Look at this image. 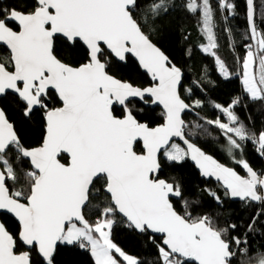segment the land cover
<instances>
[{"label":"snow or ice","instance_id":"1","mask_svg":"<svg viewBox=\"0 0 264 264\" xmlns=\"http://www.w3.org/2000/svg\"><path fill=\"white\" fill-rule=\"evenodd\" d=\"M245 3L246 43L236 57L243 95L215 103V120L193 122L220 131L241 175L194 143L183 118L205 107L196 97L206 77L188 78L152 39L174 11L199 12L201 50L231 78L210 0H0V213L16 221H0V264H70L63 257L77 249L92 264H264V244L250 242L264 235V168L244 158L251 143L264 160V128L237 112L245 98L264 104V0ZM217 4L225 22L236 15L233 0ZM225 32L231 44L227 24ZM140 70L147 86L132 79ZM37 119L41 141L25 146L19 128ZM188 161L222 195L191 187L179 174ZM200 192L217 211H205ZM229 200L253 209L249 218L224 216ZM117 229L153 258L129 254Z\"/></svg>","mask_w":264,"mask_h":264},{"label":"trees","instance_id":"2","mask_svg":"<svg viewBox=\"0 0 264 264\" xmlns=\"http://www.w3.org/2000/svg\"><path fill=\"white\" fill-rule=\"evenodd\" d=\"M181 0H177L180 3ZM236 5V15L229 17L225 22L222 19L221 13L218 10L217 0H210V3L215 11L214 20L216 23V38H217V55H219L227 64L229 70L233 73L231 78L224 79L218 72L214 62V57L204 53L201 50V45L206 43L200 25V13H191L183 8L174 11L170 16H167L161 21L158 27L161 29L158 33L154 34L152 39L158 46L162 47L170 56L174 57V62H178L179 66L184 69L186 76L191 80H197L201 77H206L203 81L204 90L198 93L196 98L202 99L205 107L197 109L194 114H186L184 119L190 131L195 132L196 139L193 140L198 146L204 149L207 153L214 155L221 162L228 166L234 167L238 172L242 173L243 170L236 165L224 151L225 141L221 136L220 131L213 127L204 125L206 132L202 128H195L193 122L204 124L205 119L215 120L220 116V112L213 107L215 103L222 106H228L230 101L237 97L242 96V84L239 80L237 73L240 72V67L237 63L236 57L244 55L243 44L246 41L243 39V34L246 30V3L245 0H233ZM257 7L259 8V0H256ZM226 15V13H225ZM259 23V21H258ZM231 28V41L225 32V26ZM191 50V58L185 52ZM5 54L0 50V55ZM129 71L125 69V72ZM132 79L138 83L147 86L150 82L149 77L144 74L142 70L132 72ZM187 83V81H186ZM245 103L248 104L246 109L238 108V114L244 118L247 114H251L252 121L255 124V129L258 131L264 128V104L259 102L250 103L245 98ZM161 109L155 108L151 115L157 117L154 123H161L160 117ZM223 119V117H221ZM245 123L249 121L245 120ZM19 127V124H18ZM20 135L24 138L25 146L34 147L38 146L43 136V129L41 122L37 119L31 124H25L19 128ZM244 158L257 169L264 168V160L260 159L255 153L253 145L248 143L245 146ZM179 174L184 178L191 187L196 188L198 191L201 188L207 187L212 191H216L222 195L223 189L219 184L213 180L205 182L195 168L189 161L183 169L179 170ZM206 201L205 211L212 213L217 211V206L212 198L207 193L200 192V197ZM253 209L245 208L242 202L229 200L226 202V211L224 216L231 215L237 221H245L251 215ZM1 219L10 228L16 225V221L8 215H2ZM250 237L251 247L259 248L264 244V235L253 234ZM114 240L121 247H123L129 254L138 255L142 260L152 259L151 252L153 250L145 248L142 244H138L136 240L127 232L117 229L114 232ZM64 260L69 261L70 264H92L90 256L82 250H75L71 254L63 257Z\"/></svg>","mask_w":264,"mask_h":264},{"label":"water","instance_id":"3","mask_svg":"<svg viewBox=\"0 0 264 264\" xmlns=\"http://www.w3.org/2000/svg\"><path fill=\"white\" fill-rule=\"evenodd\" d=\"M155 108H156V107H155ZM191 114L197 115L196 112H192ZM185 115H186V114H184V116H185ZM184 116H183V118H184ZM185 122H186V121H185ZM176 142H177V143H181L180 140H179L178 138L176 139ZM199 147H200V146H199ZM203 150H204V149H203ZM204 151H205V150H204ZM205 152H206V151H205ZM206 153H207V152H206ZM207 154L213 156V158L216 159V160H218L220 163H223V162H221L218 158H216L214 155H212V154H210V153H207ZM189 162H190L192 165H194L193 162H191V161H189ZM223 164H225V163H223ZM225 165H226V164H225ZM226 166H228V165H226ZM229 167H231V166H229ZM233 168H234V167H233ZM235 170L237 171L236 168H235ZM197 171H198V170H197ZM237 172H238V171H237ZM238 173L241 174L240 172H238ZM241 175H243V174H241ZM211 180H213L215 183L219 184L218 182L215 181L214 178H212ZM233 201L240 202L239 200H233ZM2 215H4V214L0 213V221H2V219H1V216H2ZM8 216L11 217V218H13V219L15 220V218L12 217L10 214H8Z\"/></svg>","mask_w":264,"mask_h":264},{"label":"rangeland","instance_id":"4","mask_svg":"<svg viewBox=\"0 0 264 264\" xmlns=\"http://www.w3.org/2000/svg\"><path fill=\"white\" fill-rule=\"evenodd\" d=\"M252 70H253V72H254V73H256V71H257V69H256V67H255V66L253 67V69H252ZM239 80H240V82H241V78H240V77H239ZM176 143H177V142H176Z\"/></svg>","mask_w":264,"mask_h":264},{"label":"flooded vegetation","instance_id":"5","mask_svg":"<svg viewBox=\"0 0 264 264\" xmlns=\"http://www.w3.org/2000/svg\"><path fill=\"white\" fill-rule=\"evenodd\" d=\"M156 108H157V107H156ZM241 169H242V168H241ZM242 170H243V169H242ZM241 174H243V175L245 174L244 170H243V172H242Z\"/></svg>","mask_w":264,"mask_h":264}]
</instances>
